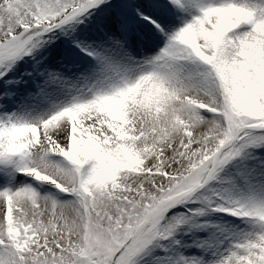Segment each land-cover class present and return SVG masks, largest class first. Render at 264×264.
<instances>
[{"label":"snow or ice","instance_id":"obj_1","mask_svg":"<svg viewBox=\"0 0 264 264\" xmlns=\"http://www.w3.org/2000/svg\"><path fill=\"white\" fill-rule=\"evenodd\" d=\"M0 264H264V0H0Z\"/></svg>","mask_w":264,"mask_h":264}]
</instances>
